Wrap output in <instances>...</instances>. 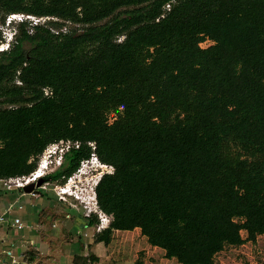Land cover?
Masks as SVG:
<instances>
[{
    "label": "trees",
    "instance_id": "trees-1",
    "mask_svg": "<svg viewBox=\"0 0 264 264\" xmlns=\"http://www.w3.org/2000/svg\"><path fill=\"white\" fill-rule=\"evenodd\" d=\"M15 13L58 20L19 23L0 51V178L78 142L47 178L93 154L114 168L96 242L140 228L168 259L214 264L264 236V0H0V21Z\"/></svg>",
    "mask_w": 264,
    "mask_h": 264
},
{
    "label": "crops",
    "instance_id": "crops-1",
    "mask_svg": "<svg viewBox=\"0 0 264 264\" xmlns=\"http://www.w3.org/2000/svg\"><path fill=\"white\" fill-rule=\"evenodd\" d=\"M25 195V191L7 190L0 183V214L6 213L7 218L0 224V264H122L125 259L114 256L112 244L115 238L126 232L141 234L140 228L114 230L108 245L96 242L94 225L87 224L88 216H79L74 210L63 208L65 204L47 192V198L42 199L41 204L37 201L41 207L37 202L30 207L24 200ZM30 195L36 198L39 194ZM59 208L63 211L59 212ZM17 217L27 227L18 229L13 226ZM139 239L149 244L145 236ZM149 247L159 248L151 244ZM150 248L143 249L147 250L146 255Z\"/></svg>",
    "mask_w": 264,
    "mask_h": 264
},
{
    "label": "rangeland",
    "instance_id": "rangeland-1",
    "mask_svg": "<svg viewBox=\"0 0 264 264\" xmlns=\"http://www.w3.org/2000/svg\"><path fill=\"white\" fill-rule=\"evenodd\" d=\"M15 22L17 21H14L13 23L9 24L7 23V18L5 23H3L2 20L0 21V32L2 33L4 37V42L6 44H8L7 38L10 39V35L14 34L12 33V31L18 29L19 23H15ZM68 25L71 24L69 23ZM6 44L5 47L7 46ZM210 44H212V41L210 40H207L202 43V45L205 47L209 46ZM11 45L12 43L10 44V46ZM27 46L29 47V45ZM61 158H62V149L59 150L56 154L55 153L49 154L50 163L47 166V169L45 170L46 175L44 176L45 182L43 184H45L48 181H51L50 179L47 178V175H50L58 167H60L59 166L60 164H58V162L61 160ZM95 162H97L95 160V157L93 159L91 157V159L87 160L85 164L82 166V169L80 170L81 171L80 174L75 176L76 177L75 182H71L70 184L72 190L75 189L79 191L78 189L79 187L78 188L76 187L77 185H79L80 188L82 187L81 189L84 195L83 202H79L78 200H75L73 196L71 197L68 196V201L63 202L65 204L63 208L74 210L75 212L78 213L79 216L84 217V215L86 214H90V215L92 214L89 212V208L91 209L94 206L91 197L93 191L92 187L94 186V183L97 180V178H99L104 173L111 171L110 167H108L107 165L100 163L96 164ZM48 187L49 190L47 191L42 190L41 193L36 198L26 193L24 200L25 199L27 200V205L32 207L37 201L41 204L40 201H42V199L44 198H47V196L45 195L46 192L49 194L50 197H52L55 200H58L61 203V201L57 197V194L55 193L54 190L55 185L52 184V186H48ZM19 193H21V191ZM39 207H41V205H39ZM62 211L63 210H60L59 212ZM71 226L74 227V225ZM100 233L101 232L95 230V235H93L95 237L94 239H96V236ZM136 235H138L139 237H136ZM243 235L244 237H246L247 233L243 231ZM139 238H142V235L140 233L136 234L132 232H126L124 234L120 233L115 238V242L112 244V247L115 251L114 256L118 257L120 255V258L122 259L124 258L125 260L122 261V264H137L138 261H142V264H181L176 259L166 258L165 251L163 249L150 248L148 243H145L144 240L141 241L142 239ZM145 247L147 249L150 248L149 253L147 255L144 253L147 250L145 251L143 250ZM88 257H90V254ZM214 264H264V236L263 235L259 236L256 242L249 241L240 246L226 247L222 252L217 254Z\"/></svg>",
    "mask_w": 264,
    "mask_h": 264
},
{
    "label": "built area",
    "instance_id": "built-area-1",
    "mask_svg": "<svg viewBox=\"0 0 264 264\" xmlns=\"http://www.w3.org/2000/svg\"><path fill=\"white\" fill-rule=\"evenodd\" d=\"M170 4H167L166 9L169 10ZM50 20H58L55 17H50V16H35V15H30V14H25V13H15V14H10L7 16V23H13L14 21H17L18 23H22L24 21H29V30L31 33H33L34 28L38 25H45L48 26V22ZM69 25H65L60 29H56L54 27H50L51 30L55 33H59V32H67L69 30ZM8 43V42H7ZM5 42L3 41L2 43H0V51H4L5 49H9L11 46L10 44H6L7 46L5 47ZM48 93V92H47ZM73 145H75L76 147H79V143L75 142L72 143L71 141H59L56 143H53L51 145H49L45 151L43 152V154L40 156V160L38 163V167L35 171H33L32 173H30L29 175H23V176H16V177H10V178H0V183L5 187V189L7 190H11V189H19V190H23V188L26 185H29L31 183H37V181L44 177L46 175V171L44 172L45 174L40 177V172L42 168V166H48L49 165V154L51 153H56L57 151L62 149V158L61 160L58 162V164H60L59 166H61V164L63 163L64 160V154L65 152H67ZM62 147V148H61ZM49 152V153H48ZM48 153V154H46ZM95 157V160H99L97 158V156L95 154H93L92 158ZM87 160H84L80 166V168L72 175L70 176L65 182H59V181H48L45 184H43L41 187H39V189H41V191H47L49 190L48 186H52V184L55 185V193L57 194V197L59 198L60 201L62 202H67L68 201V196L71 197L73 196L75 198V200H78L79 202H83L84 199V195H83V191H82V187L80 188L79 185H77L76 187L79 189L78 190H72L70 184L71 182H75V176L80 174V170L82 169V166L85 164ZM108 167H110L111 171L113 172L114 168L112 166L107 165ZM78 172V173H77ZM102 175L97 178V180L94 183V186L92 187L93 191H92V202H93V208H89V212L90 213H94L97 214L99 217V223L94 225L95 230H97L98 232H102L104 229H106L107 227L110 226L113 217L112 215H109L107 213H105L102 209H100L99 205H98V201H97V196H96V185L98 184L99 180L101 179ZM33 196H37L38 193L36 192H32L30 193ZM74 194V195H73ZM87 216H90V214H86ZM5 220H7L6 218V213H1L0 214V224L3 223ZM13 226H16L18 229H24L26 226V224L20 219V218H15L14 222H13ZM94 230V229H93ZM94 230V232H95ZM15 261V260H14Z\"/></svg>",
    "mask_w": 264,
    "mask_h": 264
},
{
    "label": "water",
    "instance_id": "water-1",
    "mask_svg": "<svg viewBox=\"0 0 264 264\" xmlns=\"http://www.w3.org/2000/svg\"><path fill=\"white\" fill-rule=\"evenodd\" d=\"M45 182V178L42 177L40 178L37 183H31L29 185H26L23 190L26 192V193H32V192H36L38 194L41 193V190L39 189V187H41L43 185V183Z\"/></svg>",
    "mask_w": 264,
    "mask_h": 264
},
{
    "label": "clouds",
    "instance_id": "clouds-1",
    "mask_svg": "<svg viewBox=\"0 0 264 264\" xmlns=\"http://www.w3.org/2000/svg\"><path fill=\"white\" fill-rule=\"evenodd\" d=\"M15 23H18V22H15ZM11 24V23H10ZM12 27H14V26H12ZM15 29V28H14ZM12 33H14L13 35H10V39L9 38H7V42L9 43V44H11V43H13L14 41H15V39H16V37H17V30L15 29V31H12ZM6 50V49H5ZM4 50V51H5ZM58 152V151H57ZM56 152V153H57ZM55 153V154H56ZM63 154V153H62ZM93 159V158H92ZM96 164H103L102 162H100L99 160H97V162H95Z\"/></svg>",
    "mask_w": 264,
    "mask_h": 264
},
{
    "label": "bare ground",
    "instance_id": "bare-ground-1",
    "mask_svg": "<svg viewBox=\"0 0 264 264\" xmlns=\"http://www.w3.org/2000/svg\"><path fill=\"white\" fill-rule=\"evenodd\" d=\"M42 168H44V169H41V172H40V177H42L45 173V170L47 169V167L44 165V166H42Z\"/></svg>",
    "mask_w": 264,
    "mask_h": 264
}]
</instances>
